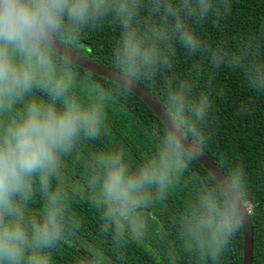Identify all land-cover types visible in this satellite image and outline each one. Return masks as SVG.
Masks as SVG:
<instances>
[{
	"label": "clouds",
	"instance_id": "clouds-1",
	"mask_svg": "<svg viewBox=\"0 0 264 264\" xmlns=\"http://www.w3.org/2000/svg\"><path fill=\"white\" fill-rule=\"evenodd\" d=\"M230 11L231 0H0V264H54L67 237L69 195L59 185L64 158L107 133L117 94L164 76L152 149L133 164L125 147H102L89 175L111 220L113 247L145 243L149 224L137 210L175 192L203 155L217 73L227 68L264 94V23L234 40L211 41L199 31ZM105 25L115 32V88L92 73L81 77L74 62L81 37ZM178 49L205 57L203 85L199 63L176 72ZM216 169L182 203L169 264H222L253 212L243 162L222 160ZM107 260L94 250L86 264Z\"/></svg>",
	"mask_w": 264,
	"mask_h": 264
},
{
	"label": "trees",
	"instance_id": "trees-1",
	"mask_svg": "<svg viewBox=\"0 0 264 264\" xmlns=\"http://www.w3.org/2000/svg\"><path fill=\"white\" fill-rule=\"evenodd\" d=\"M262 23L264 0H231V11L225 17L220 20L209 18L199 26V31L211 41L224 37L234 40L240 33L258 30ZM114 35V28L105 25L81 37L82 47L75 52L112 68L110 56ZM195 63L202 67L203 85L209 75L205 57L188 56L182 49L177 50V73L187 72ZM75 66L81 77L92 73L105 87L117 86L111 79L77 64ZM163 80L164 76H158L156 80H141L139 84L158 98ZM242 104L246 109L243 112L240 111ZM159 127L156 112L136 93L117 94L110 108L107 133L95 142L82 141L64 158L59 185L69 195L67 237L55 252L54 264H86L87 254L94 250L103 251L108 257L107 264H169L168 253L174 245L176 220L182 203L193 195L205 176H211L204 165L197 160L175 192L166 195L162 201L157 198V202L150 207L138 209L149 224L145 243L139 245L129 241L126 247L118 250L111 242V220L102 213L100 197L89 186L96 152L102 147L122 146L127 149L130 162L135 164L154 146ZM208 135L204 153L216 165L222 160L227 163L243 162L248 198L253 207L250 215L253 230L252 264H264V94H256L239 75L227 68L219 71L215 78ZM31 210L34 214L40 211L39 200ZM242 259L241 228L222 257V264H242Z\"/></svg>",
	"mask_w": 264,
	"mask_h": 264
},
{
	"label": "water",
	"instance_id": "water-1",
	"mask_svg": "<svg viewBox=\"0 0 264 264\" xmlns=\"http://www.w3.org/2000/svg\"><path fill=\"white\" fill-rule=\"evenodd\" d=\"M70 53L67 50V46L64 49V57L69 58ZM78 61L77 65L101 76H104L108 79L116 76L117 73L113 68L101 65L91 59H88L78 53H74V62ZM140 98H142L154 111H161L160 103L157 98L151 94L146 88H144L141 84H137L135 86V91ZM157 114V113H156ZM202 165H204L209 172L216 171V164L211 160L205 153L201 156L200 160H198ZM242 228L243 235V259L242 264H252L253 262V230L251 225L250 216L244 222Z\"/></svg>",
	"mask_w": 264,
	"mask_h": 264
}]
</instances>
